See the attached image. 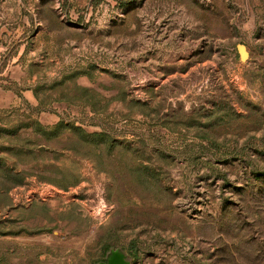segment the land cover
<instances>
[{"label":"rangeland","instance_id":"rangeland-1","mask_svg":"<svg viewBox=\"0 0 264 264\" xmlns=\"http://www.w3.org/2000/svg\"><path fill=\"white\" fill-rule=\"evenodd\" d=\"M0 89L1 228L37 264H264V0H0Z\"/></svg>","mask_w":264,"mask_h":264},{"label":"crops","instance_id":"crops-1","mask_svg":"<svg viewBox=\"0 0 264 264\" xmlns=\"http://www.w3.org/2000/svg\"><path fill=\"white\" fill-rule=\"evenodd\" d=\"M16 103V96L11 93L10 91H3L0 89V110L4 109L13 103ZM38 122L41 125L53 126L55 125L58 120L55 117L51 116H39L37 118ZM5 125L4 121L0 118V131H2ZM2 135H0V162L3 161L6 157V153L2 150L1 146H6V143L2 142ZM4 162V161H3ZM0 163V167H1ZM2 175V174H0ZM12 188H17V184L11 186ZM0 192L1 189H0ZM0 218L2 219V207H0ZM0 219V241L2 242L0 246V264H37L35 258L36 252H31L30 256H28L27 252L24 250V238L22 232L10 231L7 228H1L3 226V222ZM10 243H15V249L12 248ZM29 253V250H28ZM30 258V259H29Z\"/></svg>","mask_w":264,"mask_h":264},{"label":"trees","instance_id":"trees-1","mask_svg":"<svg viewBox=\"0 0 264 264\" xmlns=\"http://www.w3.org/2000/svg\"><path fill=\"white\" fill-rule=\"evenodd\" d=\"M34 123L36 126V135L43 136L46 139L56 138L61 135L63 130L67 129V131L70 132L72 135L77 136V144L87 145V147H89L90 151L93 153L97 152V150H101L103 144L106 145L107 151H111L117 146V142L115 141L113 136L108 134L106 131L88 132L81 126H77L74 124H69L68 126H65L62 122H58L49 128L43 127V125H41L37 120L34 121ZM27 151L32 152V150ZM87 158L90 159V156H87ZM0 163H2V160ZM108 249L109 248H106L104 250V255L108 251Z\"/></svg>","mask_w":264,"mask_h":264},{"label":"water","instance_id":"water-1","mask_svg":"<svg viewBox=\"0 0 264 264\" xmlns=\"http://www.w3.org/2000/svg\"><path fill=\"white\" fill-rule=\"evenodd\" d=\"M237 52L239 55V60L241 64L248 58V53L245 50L244 45H237ZM97 264H129L127 260V256L123 250L120 249H108V251L104 255V261H100Z\"/></svg>","mask_w":264,"mask_h":264},{"label":"built area","instance_id":"built-area-1","mask_svg":"<svg viewBox=\"0 0 264 264\" xmlns=\"http://www.w3.org/2000/svg\"><path fill=\"white\" fill-rule=\"evenodd\" d=\"M106 211V205L105 203H102V206L97 210V214L101 215Z\"/></svg>","mask_w":264,"mask_h":264},{"label":"flooded vegetation","instance_id":"flooded-vegetation-1","mask_svg":"<svg viewBox=\"0 0 264 264\" xmlns=\"http://www.w3.org/2000/svg\"><path fill=\"white\" fill-rule=\"evenodd\" d=\"M101 261H104V259H103V260H101ZM98 262H100V261H98ZM98 262H97V263H98Z\"/></svg>","mask_w":264,"mask_h":264}]
</instances>
